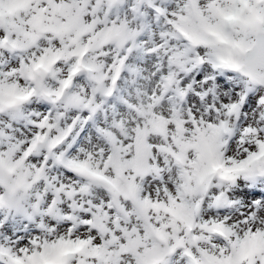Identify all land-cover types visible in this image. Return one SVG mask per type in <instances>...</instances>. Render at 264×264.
<instances>
[{
    "label": "snow or ice",
    "instance_id": "obj_1",
    "mask_svg": "<svg viewBox=\"0 0 264 264\" xmlns=\"http://www.w3.org/2000/svg\"><path fill=\"white\" fill-rule=\"evenodd\" d=\"M0 264H264V0H0Z\"/></svg>",
    "mask_w": 264,
    "mask_h": 264
}]
</instances>
